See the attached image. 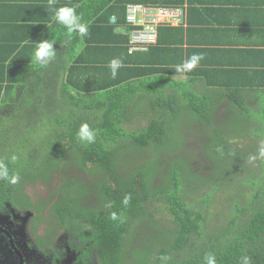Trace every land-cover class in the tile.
Masks as SVG:
<instances>
[{"label":"trees","instance_id":"1","mask_svg":"<svg viewBox=\"0 0 264 264\" xmlns=\"http://www.w3.org/2000/svg\"><path fill=\"white\" fill-rule=\"evenodd\" d=\"M111 1L97 9L96 0L89 3L79 53H67L76 49L69 33L50 40L56 55L46 66L29 57L0 70V170L8 171L0 177V209L10 202L35 212L36 223L63 230L82 257L99 264H206L209 254L216 264L245 257L264 264V116L249 105L264 97V85L207 79L212 89L200 93L205 73L177 79L185 73L178 59L152 56L166 47L160 34L180 33L183 20L161 26L147 50L131 51L127 4L150 2ZM117 58L123 66L113 78ZM222 103L225 118L217 120ZM140 116L145 125L130 130ZM85 123L94 143L78 139ZM194 125L208 141L199 149L177 143L172 133ZM57 172L63 175L52 187ZM37 182L52 190L34 201L27 188Z\"/></svg>","mask_w":264,"mask_h":264},{"label":"crops","instance_id":"2","mask_svg":"<svg viewBox=\"0 0 264 264\" xmlns=\"http://www.w3.org/2000/svg\"><path fill=\"white\" fill-rule=\"evenodd\" d=\"M98 1V3H97ZM155 5L158 0H146ZM167 4V0H159ZM172 1V0H171ZM91 0H0V70L14 59L32 65L39 42H56L66 37L67 28L56 22L55 12L63 6L73 7L83 19L87 18ZM163 5L181 10L182 31L176 34H160L164 50L153 60L178 59L181 65L195 54H203V59L195 68L205 73L200 79V93L212 87L204 80L244 82L249 85H264V0H185ZM105 0H96V9ZM113 0L109 6H113ZM143 4V3H140ZM81 11H84L82 14ZM102 14V13H101ZM116 20L115 16L111 17ZM67 39L75 42L76 49L67 53L77 54L83 45L78 33ZM175 42H172L173 40ZM27 46V47H25ZM29 46H31L29 48ZM26 48V49H24ZM81 48V49H80ZM24 49V50H23ZM182 59H179L181 58ZM19 64V63H18ZM6 73V72H5ZM187 72L176 76L186 79ZM197 77V76H195ZM256 99V98H255ZM226 103V102H225Z\"/></svg>","mask_w":264,"mask_h":264},{"label":"flooded vegetation","instance_id":"3","mask_svg":"<svg viewBox=\"0 0 264 264\" xmlns=\"http://www.w3.org/2000/svg\"><path fill=\"white\" fill-rule=\"evenodd\" d=\"M5 204L0 209V264H98L93 256L82 257L64 232L58 236L60 230L46 224L45 233H38L35 212Z\"/></svg>","mask_w":264,"mask_h":264},{"label":"clouds","instance_id":"4","mask_svg":"<svg viewBox=\"0 0 264 264\" xmlns=\"http://www.w3.org/2000/svg\"><path fill=\"white\" fill-rule=\"evenodd\" d=\"M135 4H140V3H135ZM158 6H163V5H158ZM168 7V6H167ZM55 21L64 25L69 33H79V35L84 36L87 35L88 33V25L87 23H83L82 22V17L80 15H78L76 13L75 8L73 7H69V6H63L60 7L56 10L55 12V17H54ZM181 22H179L178 24H180ZM178 24L174 25V24H164L165 26L167 25H172V26H177ZM161 25V26H164ZM161 26L158 27V38L157 41L154 44L158 43V39H159V31ZM38 44V48L35 51L34 54V60L43 65L46 66L56 55V50L54 48V43H52L50 40H42L41 42L37 43ZM203 59V54H193L191 55L190 58H188L187 60H185L181 65L177 66V71H192L194 70L199 62ZM123 66L122 61L117 58V59H113L110 62L109 67L112 70V76L113 78L116 77L117 75V70ZM95 136L96 133L94 130L90 129L89 125L87 123L83 124L79 130L78 133V139L81 141H86L88 143H94L95 142ZM261 155H264V147L261 148L260 150ZM13 159H15V157H13ZM0 177H3L5 179L8 178V171L7 169H3L0 170ZM16 177H14L12 179V182H15ZM131 196H125L124 200L122 201V203L127 206L128 203L130 202ZM117 215L115 213L112 214V219L115 220L117 219ZM162 260H167L168 258L166 256H162L161 257ZM205 262L206 264H216V258L214 255H207L205 257ZM99 264V262H98ZM244 264H248V258L245 257L244 258Z\"/></svg>","mask_w":264,"mask_h":264},{"label":"built area","instance_id":"5","mask_svg":"<svg viewBox=\"0 0 264 264\" xmlns=\"http://www.w3.org/2000/svg\"><path fill=\"white\" fill-rule=\"evenodd\" d=\"M181 10L172 7L127 4L126 20L134 29L131 34V51L147 50L158 38V27L164 24H178L182 21Z\"/></svg>","mask_w":264,"mask_h":264},{"label":"rangeland","instance_id":"6","mask_svg":"<svg viewBox=\"0 0 264 264\" xmlns=\"http://www.w3.org/2000/svg\"><path fill=\"white\" fill-rule=\"evenodd\" d=\"M126 23L129 26H132L130 23H128L126 21ZM133 27V26H132ZM133 29H131V34H132ZM251 104L250 107H252L253 109H255L256 111H258V107H262V112L257 116L258 119L260 116H264V97L263 98H257V99H253V97L251 98L250 102ZM261 104V105H260ZM224 106H226V104L222 103V106L220 107V112L219 114L216 116L217 120H223L225 117L222 116L224 114ZM256 116V112L254 113ZM143 121L141 120L140 122H136L135 120H133L132 122H130V124H128V128L130 130L133 129H139L141 127H143L145 125V120L146 118L143 116H140ZM253 121V120H252ZM255 122V121H253ZM256 124V122H255ZM211 127V124L210 126ZM192 130H189L191 132H184L182 131V126L177 128L178 133H172V135L176 136V141L177 143L179 142H184L186 141V145L188 148L192 149L194 146L197 147V149L200 148V145L206 143L208 141L207 137H209V133L204 132L203 133V128L201 127V131L199 130V126L196 127V125H194L192 127ZM237 131H241V129L237 128ZM196 159L198 158L197 155H193ZM209 162V160L207 161ZM200 168H202L203 173L209 172L208 168H205L203 166L200 165ZM71 172V171H70ZM79 171H76L77 175L80 176V173H78ZM63 175L62 172H57L56 174L53 175L52 179H51V186L55 187L57 185V183L60 181V177ZM85 180L86 177H85ZM88 181V180H87ZM51 187H47V185L43 182H37L36 184H30L29 187L27 188V194L34 200L36 201L38 199V197H47L49 195V193L51 192ZM218 193V203H223L224 201V196H225V192L224 191H219ZM48 218V217H47ZM39 225V229H38V233L42 234L45 233V229H46V224L41 222L38 224ZM36 226V225H34ZM33 226H30V228H32ZM55 230H57V227H54ZM61 231L63 233V230H60L58 233V236L61 234Z\"/></svg>","mask_w":264,"mask_h":264},{"label":"water","instance_id":"7","mask_svg":"<svg viewBox=\"0 0 264 264\" xmlns=\"http://www.w3.org/2000/svg\"><path fill=\"white\" fill-rule=\"evenodd\" d=\"M123 30V29H122Z\"/></svg>","mask_w":264,"mask_h":264}]
</instances>
